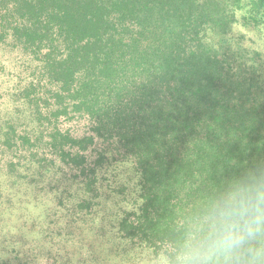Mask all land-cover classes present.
Segmentation results:
<instances>
[{
	"label": "trees",
	"instance_id": "16d2710c",
	"mask_svg": "<svg viewBox=\"0 0 264 264\" xmlns=\"http://www.w3.org/2000/svg\"><path fill=\"white\" fill-rule=\"evenodd\" d=\"M0 49L26 75L0 102V264H176L264 183V0H0Z\"/></svg>",
	"mask_w": 264,
	"mask_h": 264
},
{
	"label": "clouds",
	"instance_id": "9594fccd",
	"mask_svg": "<svg viewBox=\"0 0 264 264\" xmlns=\"http://www.w3.org/2000/svg\"><path fill=\"white\" fill-rule=\"evenodd\" d=\"M176 264H264V183L215 200L195 221Z\"/></svg>",
	"mask_w": 264,
	"mask_h": 264
},
{
	"label": "rangeland",
	"instance_id": "374dc122",
	"mask_svg": "<svg viewBox=\"0 0 264 264\" xmlns=\"http://www.w3.org/2000/svg\"><path fill=\"white\" fill-rule=\"evenodd\" d=\"M17 61H20V56L18 55V53H16V52H15V54L14 53H8L7 51H3L2 49H0V102L3 100L2 98L5 97L3 95V94H5V92L12 95L14 89H17L19 87V79L26 77L25 73H23L24 70L22 71V69L20 70L19 67H17V66H19V63H17ZM21 84H23V83H21ZM3 107L4 106L1 105L0 109ZM0 158H2L1 155H0ZM49 196H50V194H49ZM40 208H42V207L40 206ZM95 209L100 210L99 207L95 208ZM11 213H13V211ZM22 215L25 216V214H22ZM33 216H34V214L30 215L29 219ZM1 228H2V225H0V229ZM83 236L84 235H82L81 232L78 230L77 238H82ZM47 238L48 237L44 234L40 235V239H42V240H44V239L47 240ZM0 240H1V238H0ZM83 240L85 242H87V239L83 238ZM8 241L10 242L9 239H8ZM87 244L90 245L89 243H87ZM0 245H1V243H0ZM59 248H60V251L63 252L62 253L63 256L70 257L71 247H66L65 249H62V247L59 246ZM86 249H87L86 243H84L82 245V250L80 249V247H74V253L77 257H73V258L70 257L68 264H71L72 262L70 263V261H72V260H75L76 264H144V262H146L148 264H155L154 261H149L151 259V257H149L147 255L143 256L141 259L137 258L133 261H130L126 257L115 256L112 252L108 253L107 250L106 251L100 250V256H98V254L96 253L97 256L92 257V259H93L92 260L91 258H89V255L86 252ZM91 252H92V250H90L89 253H91ZM60 261H61V264H67L66 263L67 259H64L63 257H60ZM52 262L53 261H52V257H51L48 260V264H51ZM45 263L46 262L43 261V264H45Z\"/></svg>",
	"mask_w": 264,
	"mask_h": 264
}]
</instances>
